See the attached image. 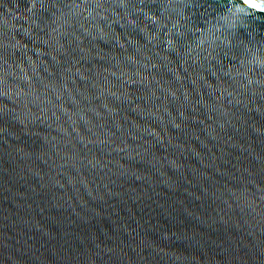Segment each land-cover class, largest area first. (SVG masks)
<instances>
[{"label": "water", "instance_id": "obj_1", "mask_svg": "<svg viewBox=\"0 0 264 264\" xmlns=\"http://www.w3.org/2000/svg\"><path fill=\"white\" fill-rule=\"evenodd\" d=\"M0 0V264H264V4Z\"/></svg>", "mask_w": 264, "mask_h": 264}, {"label": "snow or ice", "instance_id": "obj_2", "mask_svg": "<svg viewBox=\"0 0 264 264\" xmlns=\"http://www.w3.org/2000/svg\"><path fill=\"white\" fill-rule=\"evenodd\" d=\"M245 2L251 4L253 7H257L258 6L255 3H253V0H245Z\"/></svg>", "mask_w": 264, "mask_h": 264}, {"label": "bare ground", "instance_id": "obj_3", "mask_svg": "<svg viewBox=\"0 0 264 264\" xmlns=\"http://www.w3.org/2000/svg\"><path fill=\"white\" fill-rule=\"evenodd\" d=\"M254 1H257V2H259L261 4H264V0H254Z\"/></svg>", "mask_w": 264, "mask_h": 264}]
</instances>
